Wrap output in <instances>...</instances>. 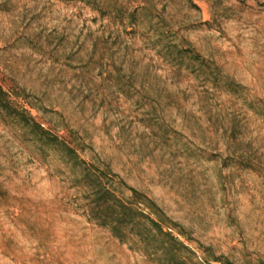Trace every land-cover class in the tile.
Segmentation results:
<instances>
[{"label": "rangeland", "instance_id": "374dc122", "mask_svg": "<svg viewBox=\"0 0 264 264\" xmlns=\"http://www.w3.org/2000/svg\"><path fill=\"white\" fill-rule=\"evenodd\" d=\"M129 3L151 8L178 41L264 101V0ZM129 29L81 2L0 0V85L19 89L45 126L76 132L89 157L156 202L193 249L264 264V123L240 100L175 74ZM155 123L203 152L250 156L256 170L187 157ZM56 167L0 121V264H155L89 223Z\"/></svg>", "mask_w": 264, "mask_h": 264}, {"label": "trees", "instance_id": "16d2710c", "mask_svg": "<svg viewBox=\"0 0 264 264\" xmlns=\"http://www.w3.org/2000/svg\"><path fill=\"white\" fill-rule=\"evenodd\" d=\"M62 1L81 2L101 19L139 33L175 74L201 79L211 92L240 100L247 111L264 123V101L251 99L246 89L225 76L214 62L188 43L178 41L170 30L164 28L160 18L155 17L151 8L142 4L130 5V0ZM20 98L26 102L27 97L19 89L6 91L0 85V121L13 129L18 140L40 162L60 165L55 171L68 178L74 190L75 205L89 223L107 230L120 244L141 253L155 264H234L224 256H215L210 248L198 245L196 250L193 249L190 246L193 240L188 233L156 202L127 185L109 165L89 157L76 132L68 127L45 126L33 116L31 107L19 101ZM154 130L165 143L179 145L187 157L220 161L225 167L256 170L250 156L206 153L190 146L177 131L166 125L155 123ZM235 131L236 124H233L232 134Z\"/></svg>", "mask_w": 264, "mask_h": 264}]
</instances>
